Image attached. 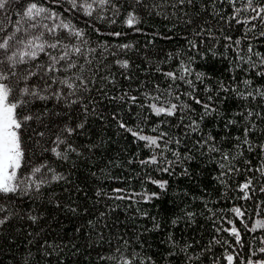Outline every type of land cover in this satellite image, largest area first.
Here are the masks:
<instances>
[{
  "label": "trees",
  "instance_id": "1",
  "mask_svg": "<svg viewBox=\"0 0 264 264\" xmlns=\"http://www.w3.org/2000/svg\"><path fill=\"white\" fill-rule=\"evenodd\" d=\"M17 28L0 264L264 262V0H7L0 42Z\"/></svg>",
  "mask_w": 264,
  "mask_h": 264
},
{
  "label": "snow or ice",
  "instance_id": "2",
  "mask_svg": "<svg viewBox=\"0 0 264 264\" xmlns=\"http://www.w3.org/2000/svg\"><path fill=\"white\" fill-rule=\"evenodd\" d=\"M7 2V0H0V8L4 7V4ZM101 2H106V0H101ZM249 3H251V0H249ZM91 5H86L87 8H90ZM45 11L43 8H38L36 3H32L29 5L27 10L24 12V16L32 19L33 15L36 16L40 15L41 12ZM90 15L91 13L88 12ZM259 15V12L257 13ZM130 25L135 22L134 18L130 17L127 21ZM19 23V21L17 22ZM65 28H68L69 25H62ZM30 27L35 28L36 25L32 24ZM21 29L17 28L15 32L8 35L6 38L3 39L2 42H0V50H2L4 54V59H0V65H2L5 62H9L10 64H17V63H26L27 60L26 57L29 59H35L37 56V51H25L17 49V51H14L11 53V55H7V53L10 51L12 47V42L15 41L17 45L25 44L24 40L17 39L16 32H19ZM0 31H3V29H0ZM81 33L79 32H70V36H80ZM41 37H35L34 39L39 40ZM27 47H31L33 49H38L39 51H44V45H34L33 40H28ZM50 48H57L58 43H54L51 45H48ZM74 51L76 53L80 52L79 48H75ZM68 56V52H65L60 57H51L52 64L48 67V69L45 71V75L48 74V72L51 71H57L56 65L62 61L65 60ZM126 66V65H125ZM39 67V66H38ZM67 67L70 69L72 67H75V65L69 61L67 64ZM15 75V73H13ZM37 75L35 72H29L28 77H25L24 79L27 80L29 77ZM168 75H172L169 73ZM7 76L3 73H0V81L6 80ZM56 82V81H54ZM59 83L67 84V80L59 81ZM50 87V86H49ZM71 87V85H69ZM13 91L12 86L9 84L0 82V192L3 193H9L16 191L18 185L14 184L13 181L17 179V170L20 168V161L22 157V152L20 148V141L19 136L17 133V129L21 127V121H19L15 115V109L18 107V103H9V96L11 95ZM22 94H29L32 96H36L39 99H46L45 96L39 95V93L35 90V87L30 89L29 87H24L21 90ZM175 107V106H173ZM158 112L165 111L163 108L158 109ZM169 114H171L169 112ZM32 119L31 116H24L23 120H29ZM42 135V134H41ZM141 139H149L148 137H140ZM151 143H155V140H150ZM55 151V149H53ZM34 171H39V169H35ZM162 186V185H161ZM243 187H247V185H243ZM234 211L239 214V209H235ZM235 231V229H233ZM261 251H264L262 249ZM229 264H231L232 257H228ZM261 264H264V262H261Z\"/></svg>",
  "mask_w": 264,
  "mask_h": 264
}]
</instances>
